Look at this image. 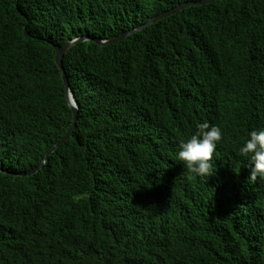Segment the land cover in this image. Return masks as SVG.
Returning <instances> with one entry per match:
<instances>
[{
    "label": "trees",
    "instance_id": "trees-1",
    "mask_svg": "<svg viewBox=\"0 0 264 264\" xmlns=\"http://www.w3.org/2000/svg\"><path fill=\"white\" fill-rule=\"evenodd\" d=\"M0 0V264H264V180L239 148L264 128V0ZM222 128L213 175L176 153Z\"/></svg>",
    "mask_w": 264,
    "mask_h": 264
},
{
    "label": "clouds",
    "instance_id": "clouds-1",
    "mask_svg": "<svg viewBox=\"0 0 264 264\" xmlns=\"http://www.w3.org/2000/svg\"><path fill=\"white\" fill-rule=\"evenodd\" d=\"M222 137L223 132L219 125L210 124L208 121L200 122L194 133L180 142L176 157L189 173L206 180L215 171L212 161ZM239 153L252 166L248 179L264 180V128L249 131Z\"/></svg>",
    "mask_w": 264,
    "mask_h": 264
},
{
    "label": "water",
    "instance_id": "water-1",
    "mask_svg": "<svg viewBox=\"0 0 264 264\" xmlns=\"http://www.w3.org/2000/svg\"><path fill=\"white\" fill-rule=\"evenodd\" d=\"M212 1L215 0H189V1H185L177 6H174L168 10H165L163 12H161L160 14L150 18L147 22L132 28L130 30H127L115 37L112 38H102V37H94L88 34L82 35L78 38H74L69 40L68 42H66L64 45H55V50H56V62L60 68L64 83H65V89H66V97L68 99V104L72 109V113H73V118H72V123L71 126L69 127V129L67 130V132L62 136V138L48 151V153L46 154L44 160L37 165L36 167H34L33 169L27 171V172H22V173H16L17 175H23V176H28V175H32L35 172H37L38 170H40L45 163L48 161L49 156L56 150L58 149L73 133L74 129L77 126V119H78V114H79V104L78 101L73 93V91L71 90L70 87V82L66 73V70L64 68V64H63V57L65 55V53L67 51H69L73 46H75L76 44L80 43V42H84V41H94L97 44L100 45H108V44H112L114 42H117L119 40L124 39L125 37L136 33L140 30H143L145 28H147L148 26L152 25L153 23L158 22L159 20L173 15L187 7H191L194 5H203V4H207L210 3ZM0 171L3 172H7V173H11L7 170H4L0 167Z\"/></svg>",
    "mask_w": 264,
    "mask_h": 264
}]
</instances>
